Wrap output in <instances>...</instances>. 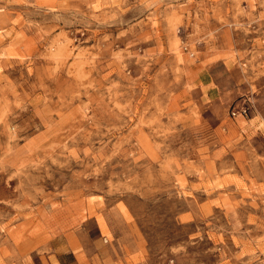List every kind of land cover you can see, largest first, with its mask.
<instances>
[{
	"label": "rangeland",
	"instance_id": "374dc122",
	"mask_svg": "<svg viewBox=\"0 0 264 264\" xmlns=\"http://www.w3.org/2000/svg\"><path fill=\"white\" fill-rule=\"evenodd\" d=\"M0 264H264V0H0Z\"/></svg>",
	"mask_w": 264,
	"mask_h": 264
},
{
	"label": "built area",
	"instance_id": "2783aa9c",
	"mask_svg": "<svg viewBox=\"0 0 264 264\" xmlns=\"http://www.w3.org/2000/svg\"><path fill=\"white\" fill-rule=\"evenodd\" d=\"M244 112V111H243ZM245 113V112H244Z\"/></svg>",
	"mask_w": 264,
	"mask_h": 264
}]
</instances>
